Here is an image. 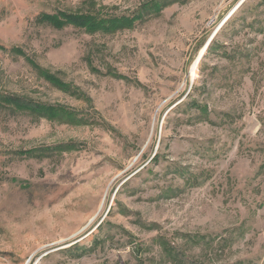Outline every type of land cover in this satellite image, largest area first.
Listing matches in <instances>:
<instances>
[{
	"label": "rangeland",
	"instance_id": "374dc122",
	"mask_svg": "<svg viewBox=\"0 0 264 264\" xmlns=\"http://www.w3.org/2000/svg\"><path fill=\"white\" fill-rule=\"evenodd\" d=\"M242 1L0 0V96L31 104L0 105V264H264V0Z\"/></svg>",
	"mask_w": 264,
	"mask_h": 264
},
{
	"label": "trees",
	"instance_id": "16d2710c",
	"mask_svg": "<svg viewBox=\"0 0 264 264\" xmlns=\"http://www.w3.org/2000/svg\"><path fill=\"white\" fill-rule=\"evenodd\" d=\"M45 19L48 22H50L52 25H55L57 28L62 27V24H61L62 22L59 21L56 17H48V16H46ZM93 19L96 20L95 18H93ZM65 22L66 23H69V24H76V25H78L80 27H82L83 24H86L85 26L87 28H94L96 26H99V25H102L103 24V23H99V24L89 23L90 22V19L85 20L84 23H80V22H76V21L72 20V18L70 16L65 17ZM213 42H214V40L211 42L209 48L211 47V45L213 44ZM209 48H208V50H209ZM0 105L12 106V107H16V108H19V109H29L31 107L30 106L31 104L25 103L20 98L8 97V96H5V95H1L0 96ZM31 109H33L34 111L35 110H38L37 107H36V109L35 108H31ZM41 111L43 112L45 110H43L41 108L39 112L42 113ZM47 113H48V111H47Z\"/></svg>",
	"mask_w": 264,
	"mask_h": 264
},
{
	"label": "bare ground",
	"instance_id": "6f19581e",
	"mask_svg": "<svg viewBox=\"0 0 264 264\" xmlns=\"http://www.w3.org/2000/svg\"><path fill=\"white\" fill-rule=\"evenodd\" d=\"M224 25V24H223ZM218 33V32H217ZM217 33H215V35L217 34ZM215 35L213 36V37H215ZM212 37V38H213ZM212 38H211V40H212ZM210 40V42H212ZM209 42V46H210V43ZM208 46V47H209ZM206 48H207V46H205ZM207 52V50L204 48L203 50H202V52L199 54V56H198V58L196 59V61L193 63V65H192V69H191V73H190V75H191V78H195L196 76H197V71H198V68H199V64H200V62H201V60L203 59V56L205 55V53Z\"/></svg>",
	"mask_w": 264,
	"mask_h": 264
},
{
	"label": "water",
	"instance_id": "95a60500",
	"mask_svg": "<svg viewBox=\"0 0 264 264\" xmlns=\"http://www.w3.org/2000/svg\"><path fill=\"white\" fill-rule=\"evenodd\" d=\"M245 1H246V0H243V1L241 2V4H243ZM213 38H214V37H213ZM213 38H212L211 41H213ZM209 42H210V41H209ZM210 43H211V42H210ZM208 44H209V43H208ZM208 44H207V48H208V46H209ZM207 48H205V49L207 50Z\"/></svg>",
	"mask_w": 264,
	"mask_h": 264
}]
</instances>
